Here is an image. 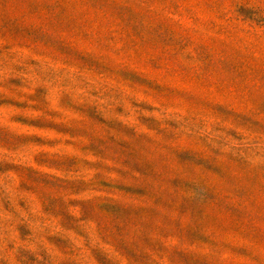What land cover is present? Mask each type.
<instances>
[{
  "label": "rangeland",
  "instance_id": "obj_1",
  "mask_svg": "<svg viewBox=\"0 0 264 264\" xmlns=\"http://www.w3.org/2000/svg\"><path fill=\"white\" fill-rule=\"evenodd\" d=\"M0 264H264V0H0Z\"/></svg>",
  "mask_w": 264,
  "mask_h": 264
}]
</instances>
